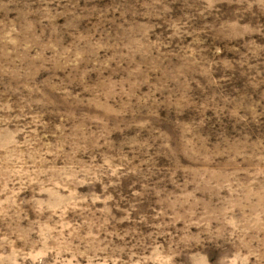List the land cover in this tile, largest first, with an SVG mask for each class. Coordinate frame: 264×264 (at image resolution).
<instances>
[{"label":"rangeland","instance_id":"1","mask_svg":"<svg viewBox=\"0 0 264 264\" xmlns=\"http://www.w3.org/2000/svg\"><path fill=\"white\" fill-rule=\"evenodd\" d=\"M0 264H264V0H0Z\"/></svg>","mask_w":264,"mask_h":264}]
</instances>
